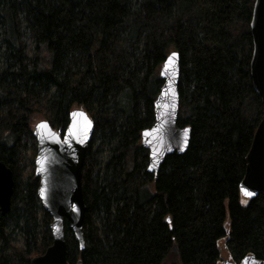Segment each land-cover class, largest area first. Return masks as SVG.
Instances as JSON below:
<instances>
[{
  "label": "trees",
  "instance_id": "obj_1",
  "mask_svg": "<svg viewBox=\"0 0 264 264\" xmlns=\"http://www.w3.org/2000/svg\"><path fill=\"white\" fill-rule=\"evenodd\" d=\"M254 0H0V161L11 171L0 215V264H30L52 244L37 198L36 120L63 134L82 109L93 133L82 166L79 250L67 222L68 264L264 260V192L239 184L261 120L250 76ZM178 55L183 154L147 171L141 132L166 56ZM22 245L14 244V236Z\"/></svg>",
  "mask_w": 264,
  "mask_h": 264
},
{
  "label": "water",
  "instance_id": "obj_2",
  "mask_svg": "<svg viewBox=\"0 0 264 264\" xmlns=\"http://www.w3.org/2000/svg\"><path fill=\"white\" fill-rule=\"evenodd\" d=\"M249 29L253 45L250 76L253 89L261 100L262 116L245 157V173L239 184V192L245 199L254 198L264 192V0H254ZM170 55L171 53L166 56L158 71L162 85L153 103V125L142 131L140 137V144L148 154L147 171L153 174L157 173L167 156L183 154L190 138L188 128H179L176 125L179 111V66L177 53L171 60ZM41 122L46 121L40 120L32 128L36 146L34 175L39 180L37 198L42 209L51 217L49 229L52 244L41 256L33 257L30 264H68L64 222H67L79 250L84 248L82 228L85 205L81 176L93 133V122L82 109H74L69 113L68 124L62 135L47 122L46 126L37 128ZM12 191V173L0 161L1 216L10 210ZM76 264H80V261ZM218 264H264V260L246 256L238 263L225 259Z\"/></svg>",
  "mask_w": 264,
  "mask_h": 264
},
{
  "label": "rangeland",
  "instance_id": "obj_3",
  "mask_svg": "<svg viewBox=\"0 0 264 264\" xmlns=\"http://www.w3.org/2000/svg\"><path fill=\"white\" fill-rule=\"evenodd\" d=\"M37 122H38V120L35 121V123H37ZM35 123H34V124H35ZM14 244H15L16 246H21V245H22V241H21L20 236H18V235H15V236H14ZM225 259H227V258H226V255H225V253H222V260H225ZM163 264H181V261H180L179 258L176 256V254H173V253H172V254H169L168 257L165 258Z\"/></svg>",
  "mask_w": 264,
  "mask_h": 264
},
{
  "label": "snow or ice",
  "instance_id": "obj_4",
  "mask_svg": "<svg viewBox=\"0 0 264 264\" xmlns=\"http://www.w3.org/2000/svg\"><path fill=\"white\" fill-rule=\"evenodd\" d=\"M175 55H176V53H171L169 59L171 60V58L174 57ZM42 125L46 126V122H41L40 125H37V128H40ZM89 125H90V122H89ZM38 163H39V161H38ZM41 191L43 192V190H41ZM248 194L251 195V193H248Z\"/></svg>",
  "mask_w": 264,
  "mask_h": 264
}]
</instances>
